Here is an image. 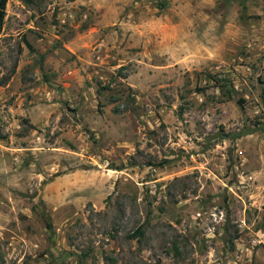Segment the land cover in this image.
I'll return each instance as SVG.
<instances>
[{
	"label": "rangeland",
	"instance_id": "1",
	"mask_svg": "<svg viewBox=\"0 0 264 264\" xmlns=\"http://www.w3.org/2000/svg\"><path fill=\"white\" fill-rule=\"evenodd\" d=\"M161 2L6 0L0 264H264V0Z\"/></svg>",
	"mask_w": 264,
	"mask_h": 264
},
{
	"label": "trees",
	"instance_id": "2",
	"mask_svg": "<svg viewBox=\"0 0 264 264\" xmlns=\"http://www.w3.org/2000/svg\"><path fill=\"white\" fill-rule=\"evenodd\" d=\"M5 2L6 0H0V29H1L2 21H3V16L5 14ZM165 3H166V0H162L160 5H165ZM3 82L4 81H0V84ZM101 87L103 88L105 86H101ZM96 92H98V90H96ZM261 95H262V99L264 100V87L262 88ZM238 101L241 102V99H238ZM97 104L99 105V101H97ZM46 226L49 227L50 223L46 222ZM141 232H142L141 228L137 226L136 228H134V230L128 233V237L130 238L136 237Z\"/></svg>",
	"mask_w": 264,
	"mask_h": 264
}]
</instances>
